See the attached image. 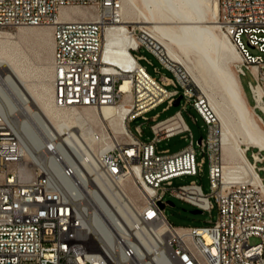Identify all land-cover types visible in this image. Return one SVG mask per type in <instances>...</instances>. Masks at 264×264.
<instances>
[{
    "label": "built area",
    "instance_id": "2783aa9c",
    "mask_svg": "<svg viewBox=\"0 0 264 264\" xmlns=\"http://www.w3.org/2000/svg\"><path fill=\"white\" fill-rule=\"evenodd\" d=\"M122 5L123 0H0V29L51 28L56 107L124 112L119 135L92 120L88 135L81 128L59 131L45 123L40 145L29 150L0 104V264H159L163 259L264 264V148L247 146L243 164L249 172L237 168L225 175L217 117L149 29L123 22ZM73 8L87 15L71 18ZM219 24L239 54L235 66L241 81L247 72L253 78L252 102L246 96L264 130V0H219ZM107 29L127 41L120 62L103 58ZM141 47L173 76L149 74L140 62L147 58L136 53ZM180 95L182 108L190 104L208 125L200 160L193 138L176 152L157 148L178 133L193 136L181 109L162 120L153 117L150 141L141 138L140 125L135 132L130 128L159 103L174 105ZM251 148L256 149L252 160ZM206 155L211 191L196 180L176 186L177 177L201 174ZM112 195L123 211L111 202ZM167 195L202 212L217 208V219L205 226L174 225L165 214Z\"/></svg>",
    "mask_w": 264,
    "mask_h": 264
},
{
    "label": "bare ground",
    "instance_id": "6f19581e",
    "mask_svg": "<svg viewBox=\"0 0 264 264\" xmlns=\"http://www.w3.org/2000/svg\"><path fill=\"white\" fill-rule=\"evenodd\" d=\"M74 12L87 15L85 9L73 8L71 18H77ZM121 13L124 23L145 25L168 58L182 67L200 89L221 127L225 175L237 168L243 173L249 172L243 164L246 161L244 151L251 144L264 148V130L247 99L240 77L231 68L240 57L229 37L220 29L219 0H123ZM127 47L121 33L106 30L105 60L122 61ZM48 75L52 80L51 87L46 86L44 92L36 93L23 78L24 70L16 49L12 45H0V104L8 122L29 150L40 145L39 128L45 123L59 131L81 128L88 135L93 129L88 121L92 120L104 123L117 135L122 133L124 112L104 107L98 112L75 113L56 107L52 66ZM128 196L134 197L131 193ZM111 202L123 211L118 196L112 195ZM159 264L170 263L163 259Z\"/></svg>",
    "mask_w": 264,
    "mask_h": 264
},
{
    "label": "rangeland",
    "instance_id": "374dc122",
    "mask_svg": "<svg viewBox=\"0 0 264 264\" xmlns=\"http://www.w3.org/2000/svg\"><path fill=\"white\" fill-rule=\"evenodd\" d=\"M72 11V10H71ZM77 17L83 16L80 12H74ZM3 32V36L0 37V45H12L16 52H18V58L22 69L24 70V80L27 85L36 93H42L45 91L46 86L51 87V77L48 75L49 69L52 65V54H53V36L50 27L44 26H19L14 28L0 29ZM7 35V36H5ZM3 41V42H2ZM136 52V51H134ZM256 53L255 50H252ZM139 55L145 56L147 59H141V64L146 68L147 72L157 79L160 78L161 74L167 76H173V73L162 66L157 57L151 53L145 47H141L139 51L136 52ZM151 62V63H150ZM236 63L231 66L232 70L236 71ZM155 67L159 70L157 72ZM29 70V71H28ZM26 71V72H25ZM51 80V81H49ZM253 80L251 74L247 72L246 75L242 76V84L246 91V95L250 102H252L251 91L249 88V81ZM174 86H167V89L171 90ZM168 102L164 101L159 103L154 108L150 109L145 113V118H140L130 123V128L132 131H136V126L140 125L143 135L142 139L145 141H150L153 137V132L151 125L155 122L153 117L156 116L157 120H162L168 116L173 115L178 110L181 109L182 115L187 122L190 132L178 133L170 138L162 139L157 143V148L159 150L168 149L170 152H176L187 146L193 138V146L197 152V160L201 159L203 155L201 151V146L198 140L203 136H207L208 125L205 123L200 114L196 111L194 107L187 104L186 108H182V105H172L167 107ZM264 120V113H262ZM219 138L221 127L218 123ZM255 148H251L247 152V156L252 160V152ZM261 165V163H259ZM260 175L264 176V170L260 171ZM192 180H196L202 185L205 192L211 191V179L209 176V159L206 155V162L203 166V171L199 175H184L182 177H177L174 180L175 185L186 184ZM134 196V193H131ZM136 197L138 196L135 194ZM166 200L173 202L174 204H168L165 207V214L168 220L177 226H205L210 225V221H215L218 216L217 208L213 209L211 212L204 211L194 213L196 210L193 205L187 203L179 198L167 195ZM254 241V240H253Z\"/></svg>",
    "mask_w": 264,
    "mask_h": 264
},
{
    "label": "water",
    "instance_id": "95a60500",
    "mask_svg": "<svg viewBox=\"0 0 264 264\" xmlns=\"http://www.w3.org/2000/svg\"><path fill=\"white\" fill-rule=\"evenodd\" d=\"M181 98H182L181 95L178 96V97L176 98V100H175L174 105H179ZM137 119H140V117H138ZM198 142H199V143L201 142V138L198 140ZM170 204H174V203H173V202H170ZM161 205H162V207H164V204H161ZM193 212H194V213H198V212H202V211L199 210V209H196V210H193Z\"/></svg>",
    "mask_w": 264,
    "mask_h": 264
}]
</instances>
